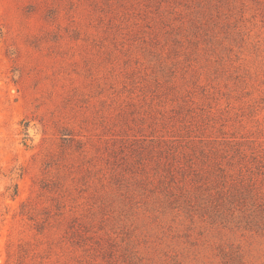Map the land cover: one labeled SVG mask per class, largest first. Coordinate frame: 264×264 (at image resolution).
<instances>
[{"label":"rangeland","instance_id":"1","mask_svg":"<svg viewBox=\"0 0 264 264\" xmlns=\"http://www.w3.org/2000/svg\"><path fill=\"white\" fill-rule=\"evenodd\" d=\"M0 264H264V0H0Z\"/></svg>","mask_w":264,"mask_h":264},{"label":"trees","instance_id":"2","mask_svg":"<svg viewBox=\"0 0 264 264\" xmlns=\"http://www.w3.org/2000/svg\"><path fill=\"white\" fill-rule=\"evenodd\" d=\"M222 171H223V168L221 169ZM17 194V190H15V193H14V195H16Z\"/></svg>","mask_w":264,"mask_h":264}]
</instances>
